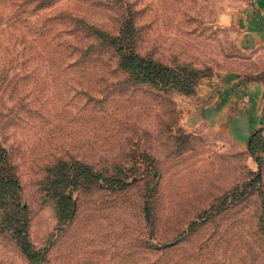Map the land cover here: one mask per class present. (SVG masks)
<instances>
[{
  "label": "rangeland",
  "instance_id": "obj_1",
  "mask_svg": "<svg viewBox=\"0 0 264 264\" xmlns=\"http://www.w3.org/2000/svg\"><path fill=\"white\" fill-rule=\"evenodd\" d=\"M242 3L0 0V146L43 251L0 232V264H264V44L227 19ZM132 55L180 80H139ZM228 76L261 84L250 127L213 116Z\"/></svg>",
  "mask_w": 264,
  "mask_h": 264
},
{
  "label": "crops",
  "instance_id": "obj_2",
  "mask_svg": "<svg viewBox=\"0 0 264 264\" xmlns=\"http://www.w3.org/2000/svg\"><path fill=\"white\" fill-rule=\"evenodd\" d=\"M229 22L241 28V39L246 46L264 44V0H244V3L227 16ZM238 76L223 79L222 93L218 95L217 106L210 108L216 120L226 118L237 120L246 125L259 117V104L262 102L263 90L259 82H243ZM250 130V128H249Z\"/></svg>",
  "mask_w": 264,
  "mask_h": 264
},
{
  "label": "trees",
  "instance_id": "obj_3",
  "mask_svg": "<svg viewBox=\"0 0 264 264\" xmlns=\"http://www.w3.org/2000/svg\"><path fill=\"white\" fill-rule=\"evenodd\" d=\"M123 64L133 70V73L137 74L138 79L141 81H150L156 84L165 81L180 80V78H177V76L175 77L173 70L152 62L149 59H143L137 55H132V57L130 58H123ZM184 71L185 72H182L183 74L188 73L186 70ZM188 74H190V72ZM14 171L15 170L12 168V162L9 157L8 151L0 146L1 204L4 198V196H2L3 191H9V188H12V192L11 194H9L8 198V201L11 203L12 208H10L7 212L5 211V216L0 222V232H10L11 238L16 240V243L20 247L22 253L25 254L27 258L36 260L40 257V252L43 251L32 246V243L27 237V232L24 233V230H22L23 228H21L22 225L26 226L27 222L19 220V218H17L21 211L20 209L22 208L20 207L21 203L18 202L15 197H17V191H21V185ZM59 199H61V206L64 208L67 207L69 209V214L71 217L72 210L75 206V202L71 201L72 197L69 195H65L64 193L61 194V197ZM61 213H63L62 210ZM69 214L68 216H66V218H69ZM17 223H22V225L19 226Z\"/></svg>",
  "mask_w": 264,
  "mask_h": 264
}]
</instances>
